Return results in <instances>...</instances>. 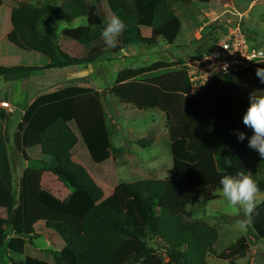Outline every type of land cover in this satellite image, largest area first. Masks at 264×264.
I'll return each mask as SVG.
<instances>
[{
  "label": "trees",
  "instance_id": "trees-1",
  "mask_svg": "<svg viewBox=\"0 0 264 264\" xmlns=\"http://www.w3.org/2000/svg\"><path fill=\"white\" fill-rule=\"evenodd\" d=\"M192 1L210 0H63L61 5L25 2L15 8L0 0V77L94 63L108 47L101 32L110 16H119L127 25L118 39L125 48L135 41L157 44L158 32L178 20L175 4ZM82 16L87 25L73 34L80 45L91 48L79 57L60 46L54 29L57 20L69 24ZM142 24L152 34H143ZM215 31L216 27L209 30L208 40L194 55L209 51ZM252 45L264 49V43ZM183 63L180 59L173 72L143 86L134 83L143 70L126 69L117 78L121 89L112 92L122 103L166 114L174 171L165 178L117 182L113 172L97 166L107 164L115 148L101 94L95 89L70 85L29 104L15 145L27 162L38 160L40 166L25 169L19 198L11 194L6 216L0 215V253L9 232L15 236L8 238V249L19 255L28 252L15 264H207L211 255L236 264L234 258L246 256L248 251L236 243L218 252V228L202 219H188L186 210L196 202L220 198L221 177L239 171L250 174L264 195V159L248 146L252 131L242 122L250 94L264 95V83L255 74L264 61L215 76L200 91H193ZM8 114L0 107V186L12 190ZM238 132L246 134L245 140H238ZM136 142L148 147L152 139ZM86 164L97 167L93 175ZM47 170L73 187L67 200L43 187ZM97 178L113 186L110 196L104 198ZM50 213L80 220L52 221L47 219ZM248 220L251 232L263 240L264 197ZM39 232L48 233L58 250L31 255L26 238L32 240Z\"/></svg>",
  "mask_w": 264,
  "mask_h": 264
},
{
  "label": "rangeland",
  "instance_id": "rangeland-1",
  "mask_svg": "<svg viewBox=\"0 0 264 264\" xmlns=\"http://www.w3.org/2000/svg\"><path fill=\"white\" fill-rule=\"evenodd\" d=\"M8 5L15 8L22 3H29L34 6H42L47 3L61 5L63 0H4ZM229 1V0H228ZM252 0H234L235 8H230L226 13L219 14L223 8L224 2L218 3L213 0L209 5L206 2L192 1L186 4H175V11L178 20L168 23L158 32L159 42L154 45H144L140 42H133L127 48L118 40V45L114 48L107 47L102 56L94 63L84 65H74L73 71L53 69L45 71L39 75V71L27 72L24 77H0V100L11 104V109L4 110L8 114L7 134L9 137V154L13 170V189L9 190L5 186H0V215L7 214L11 194L19 198L21 177L28 167H39L40 162L34 160L27 162L22 154L19 153L15 145V134L19 129V124L27 107L25 102H31L39 96V83L46 84L45 91H52L57 88V82H62L65 78L72 76L75 78L74 84L86 86L103 93V102L106 108V117L111 130V141L114 146V152L110 161L101 166L105 173L113 172L117 182H133L140 179L165 178L172 174L173 156L168 137V121L160 122L163 118V112L150 109H139L137 105L120 103L119 99L112 92L121 89L117 86V78L126 69L143 70L136 77L135 84L145 85L151 83L154 77L166 75L178 66L176 63L180 59L185 60L197 48L208 40L209 30L216 26L212 18L217 14L218 17L226 18L229 13L237 11L244 12L243 29L252 43H264V0L254 6H250ZM214 10V12L212 11ZM216 15V16H217ZM205 25L207 22H210ZM87 25V18L82 16L71 23L56 21L55 36L60 46L74 56H84L90 50L91 46L80 45L75 37L76 28ZM105 26V25H104ZM143 34L150 35L151 28L142 24ZM204 26V28H202ZM104 28V27H103ZM212 38V36H211ZM61 71L62 74L55 73ZM73 71V72H72ZM75 75V76H74ZM49 79L48 81H46ZM21 85H20V83ZM50 87L48 88L47 87ZM56 85V86H55ZM123 85L127 86L126 81ZM121 86V85H120ZM138 86V85H137ZM147 86V85H146ZM23 89L30 93L22 92V104L16 105L12 93L16 88ZM130 88V86L125 87ZM24 94V95H23ZM26 94V95H25ZM0 102V106L1 103ZM164 114V113H163ZM166 117V116H165ZM145 137L152 139V144L148 147H141L136 140ZM75 161L80 162L76 157ZM87 169L93 175V168L86 164ZM72 177L69 179L71 182ZM96 182L104 190V198L110 196L113 192V186L96 179ZM43 187L62 200H67L72 186L66 187L64 182L54 172L45 171L42 179ZM264 195H261V200ZM63 216L57 213H50L47 219L52 221H66ZM188 219H202L216 226L220 233L219 242L216 250L222 252L231 244L236 243L240 249H246L248 252L245 257L234 258L236 264H264V239L258 240L249 227V220L238 208L228 205L227 201L220 193V198L204 203L202 201L189 205L186 210ZM69 218V217H67ZM74 219V220H71ZM71 223H79L80 219L69 218ZM75 226V225H74ZM78 228V227H77ZM81 229V228H80ZM4 230H7L6 224ZM40 231V230H39ZM14 234L7 232L6 247L0 253V264H15L25 259L27 251L23 255L12 253L7 245L8 238ZM15 236V235H14ZM26 238L27 246L32 252L31 255H37L41 250H58V246L52 244L53 239L44 232L39 235ZM55 242L58 240L55 238ZM158 244V243H156ZM27 249V248H26ZM36 249V250H34ZM207 264H231L229 260L218 259L215 256L208 258Z\"/></svg>",
  "mask_w": 264,
  "mask_h": 264
},
{
  "label": "built area",
  "instance_id": "built-area-1",
  "mask_svg": "<svg viewBox=\"0 0 264 264\" xmlns=\"http://www.w3.org/2000/svg\"><path fill=\"white\" fill-rule=\"evenodd\" d=\"M229 18L216 17L213 20L216 31L212 36L209 51L201 56L192 53L184 60L193 91H200L215 76H225L245 70L255 62L264 61V49L253 46L243 29L244 13H229ZM1 106L11 109L3 101ZM7 107V108H6Z\"/></svg>",
  "mask_w": 264,
  "mask_h": 264
},
{
  "label": "clouds",
  "instance_id": "clouds-1",
  "mask_svg": "<svg viewBox=\"0 0 264 264\" xmlns=\"http://www.w3.org/2000/svg\"><path fill=\"white\" fill-rule=\"evenodd\" d=\"M126 27L127 25L119 16L106 17L105 26L101 32L105 45L110 48L116 47L118 39ZM255 74L257 79L264 83V68H257ZM242 122L252 131L248 146L257 151L259 156L264 159V95L258 96L255 92L250 94L249 106L243 115ZM237 138L243 141L246 134L238 132ZM225 163L230 167L232 161L227 158ZM220 185L222 196L229 206L238 208L246 218H251L256 214L258 204L261 202V189L250 174L239 171L235 176L224 175L220 179Z\"/></svg>",
  "mask_w": 264,
  "mask_h": 264
},
{
  "label": "crops",
  "instance_id": "crops-1",
  "mask_svg": "<svg viewBox=\"0 0 264 264\" xmlns=\"http://www.w3.org/2000/svg\"><path fill=\"white\" fill-rule=\"evenodd\" d=\"M213 0H210L209 2H206V5H209V3H211ZM260 1H263V0H252L251 1V3H250V6H254L255 4H257L258 2H260ZM216 2H218V3H221V2H224V4H223V8H225L222 12H220V13H218V15L219 14H222V13H226V11L228 10V9H230V8H235V3H234V0H216ZM3 3H4V5L5 6H8V7H10V8H13V7H11L10 5H8L4 0H3ZM213 12H214V10H212ZM235 11H237V10H235ZM237 12H240V11H237ZM215 13V12H214ZM241 13H244V12H241ZM217 15V14H216ZM214 16L213 18H212V20H214L216 17H218V15L217 16ZM226 18H229V16H227ZM212 20L210 21V22H207L205 25H208L209 23H211L212 22ZM202 28H204V26L202 27ZM69 52H70V50H69ZM194 53V52H193ZM72 68V70L74 71L75 70V67H74V65H70V66H66V67H63V68H57V69H63V70H68L69 68ZM45 71H50V70H39V75H43V73H46ZM72 71V72H73ZM31 73V72H30ZM55 73H58V74H62V72L61 71H55ZM27 75V73H19V74H12V75H6V76H4V77H7V76H9L10 78L11 77H24V76H26ZM75 76V75H74ZM49 79H47L46 81H48ZM60 80H58V81H56L58 84H57V88L56 89H54V90H52V91H45V87H46V84H44L43 82H40L39 83V96L40 95H43V94H45V93H50V92H53V91H55V90H58V89H62V88H65V87H68V86H70V85H75L74 84V81H75V78L72 76V78H70V77H67V78H65L62 82H59ZM20 83V82H19ZM20 85H21V83H20ZM56 86V85H55ZM47 87H48V85H47ZM16 88V87H15ZM48 88H50V87H48ZM22 92H26V94L28 95L27 97H28V99H29V97H30V93L28 94V91H27V89L26 90H23V89H18V88H16L15 89V91L12 93V96L15 98L14 99V102L16 101V105H18V104H22L23 102H20L21 100H25V98L23 97V96H21V94H22ZM25 94V95H26ZM100 94H101V100H102V103H103V107H104V110H105V113L107 112L106 111V108H105V106H104V102H103V93H101L100 92ZM24 95V94H23ZM1 101H3V100H0V102ZM34 101V100H33ZM32 102V101H31ZM29 100L27 101V102H25V104H26V106H29V104L31 103ZM121 103V102H120ZM123 104V103H122ZM124 105H127L126 103H124ZM28 108V107H27ZM161 115H163V118L161 119V121L160 122H166V120H167V116H166V114L164 113H162ZM166 116V117H165ZM107 118V117H106ZM109 125V124H108Z\"/></svg>",
  "mask_w": 264,
  "mask_h": 264
}]
</instances>
